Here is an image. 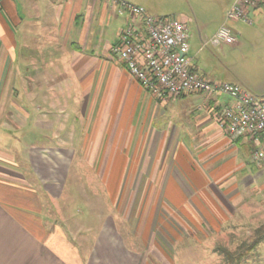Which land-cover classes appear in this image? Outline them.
<instances>
[{
    "label": "crops",
    "instance_id": "obj_1",
    "mask_svg": "<svg viewBox=\"0 0 264 264\" xmlns=\"http://www.w3.org/2000/svg\"><path fill=\"white\" fill-rule=\"evenodd\" d=\"M126 1L154 15L149 0ZM226 2L227 11L233 0ZM260 9L250 10L252 21ZM131 23L142 26L103 0H0V82L14 80L23 57L26 80L56 82L47 94L70 96L60 111L65 104L74 114L72 121L52 120L43 108L32 120L37 134L27 130L26 117L20 165L0 150V264L253 255L239 232L264 208V166L252 159L253 141L228 137L224 95L161 100L140 86L113 51ZM197 36L201 43V30ZM190 39L189 32L192 69L225 81L202 70ZM81 177L92 184L85 189Z\"/></svg>",
    "mask_w": 264,
    "mask_h": 264
},
{
    "label": "rangeland",
    "instance_id": "obj_2",
    "mask_svg": "<svg viewBox=\"0 0 264 264\" xmlns=\"http://www.w3.org/2000/svg\"><path fill=\"white\" fill-rule=\"evenodd\" d=\"M149 3L155 9V11L151 10L154 15L184 20L183 22L188 26L191 34L190 41L196 43L194 51L198 61L206 69L202 68V70L207 73L212 71L215 79L237 80L255 94L264 90V9L256 12L250 24L241 20L226 22L233 29L232 34L235 36L233 45L221 43L218 46H213L207 43L197 53L198 46L213 35L220 25V21H225L226 0H149ZM198 30H201L203 37L201 43L197 36ZM22 53H26V49H22ZM19 61H24V64L14 66L16 72L14 80L0 82V150L10 153L18 165L22 164V154L23 151H26V141H28L26 138V117L28 118L27 122L30 123L27 130L32 128L31 134H37L32 120L38 119L45 107L52 111L51 115L49 114L52 120L65 122L74 119V114L69 110V106L66 107L63 104V110L60 111L61 101L70 100L71 97L68 95L62 98L55 95L49 96L48 85H52L53 92L50 94L52 95L57 90L56 82L27 81L26 59L21 57ZM39 85L43 86L41 92L44 94L40 95L37 88ZM32 87L36 88L31 89ZM6 91L9 92L8 96L1 95ZM54 106L56 107L54 108ZM4 125L6 127L2 128ZM31 134L29 133L30 140ZM77 182L86 189L91 180L81 177L77 178ZM71 184L72 181L68 183L69 186ZM254 216V224L245 226V229L240 227L239 232L243 234L241 236H244V242L248 239L245 244L251 245L254 241L256 242V239L259 240L258 244L253 246L254 252L257 251L258 254L253 252L250 258H244L241 255L234 256L232 253L229 255V253L223 254L219 251L218 256L195 255L183 258L179 255L180 252H176L175 256L173 255L175 257L174 264H264V208L259 207ZM224 232L228 233L229 230H224ZM235 234L237 236V233ZM233 247L234 243L229 249L232 251Z\"/></svg>",
    "mask_w": 264,
    "mask_h": 264
},
{
    "label": "built area",
    "instance_id": "obj_3",
    "mask_svg": "<svg viewBox=\"0 0 264 264\" xmlns=\"http://www.w3.org/2000/svg\"><path fill=\"white\" fill-rule=\"evenodd\" d=\"M103 1L128 12L142 24L140 29L129 24L113 48L127 73L161 100L189 93L228 97L230 102L220 109L228 137H250L255 146L252 159L264 166V94H254L235 82L210 80L192 69L189 31L180 19L151 15L126 0ZM258 7H264V0H233L225 13V21L201 47L207 43L233 45L235 36L226 22L241 20L250 24L249 12Z\"/></svg>",
    "mask_w": 264,
    "mask_h": 264
},
{
    "label": "trees",
    "instance_id": "obj_4",
    "mask_svg": "<svg viewBox=\"0 0 264 264\" xmlns=\"http://www.w3.org/2000/svg\"><path fill=\"white\" fill-rule=\"evenodd\" d=\"M258 241H259V240L256 239V242H257V243L254 241V243L251 244V246L253 247V246L257 245V244H258Z\"/></svg>",
    "mask_w": 264,
    "mask_h": 264
}]
</instances>
